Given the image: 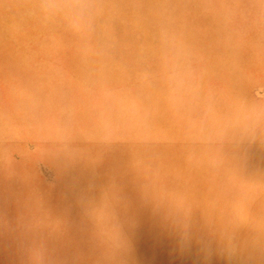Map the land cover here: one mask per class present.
Instances as JSON below:
<instances>
[{"label": "rangeland", "instance_id": "rangeland-1", "mask_svg": "<svg viewBox=\"0 0 264 264\" xmlns=\"http://www.w3.org/2000/svg\"><path fill=\"white\" fill-rule=\"evenodd\" d=\"M0 264H264V0H0Z\"/></svg>", "mask_w": 264, "mask_h": 264}, {"label": "clouds", "instance_id": "clouds-1", "mask_svg": "<svg viewBox=\"0 0 264 264\" xmlns=\"http://www.w3.org/2000/svg\"><path fill=\"white\" fill-rule=\"evenodd\" d=\"M47 9H66L72 16L83 19L90 16V7L86 4L69 2L63 5H45Z\"/></svg>", "mask_w": 264, "mask_h": 264}]
</instances>
